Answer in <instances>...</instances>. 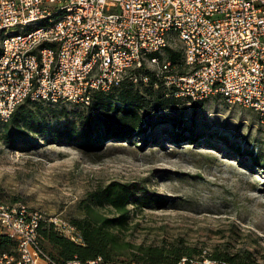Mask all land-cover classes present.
<instances>
[{"label":"rangeland","instance_id":"obj_1","mask_svg":"<svg viewBox=\"0 0 264 264\" xmlns=\"http://www.w3.org/2000/svg\"><path fill=\"white\" fill-rule=\"evenodd\" d=\"M168 48L181 53L177 38ZM167 49L159 62L168 60ZM121 85L79 102L26 100L45 128L37 135L29 131L39 139L34 148L7 146L0 123V207L37 211L73 239L76 229L68 219L80 216L77 205L89 192L112 182L131 183L162 202L129 205L127 241L191 248L197 252L192 260L249 250L254 264H264V169L255 163V156L264 161V125L257 114L220 96L192 104L159 78L135 84L156 112L145 118L144 135L116 140L94 133L95 148L53 141L54 131L68 122L82 128L81 120L111 95L120 106ZM176 134L182 135L178 141Z\"/></svg>","mask_w":264,"mask_h":264},{"label":"built area","instance_id":"obj_2","mask_svg":"<svg viewBox=\"0 0 264 264\" xmlns=\"http://www.w3.org/2000/svg\"><path fill=\"white\" fill-rule=\"evenodd\" d=\"M175 38L187 71L159 62ZM146 63L178 97L220 96L264 125V0H0L2 123L28 99L79 102L126 79L150 83ZM41 221L25 206L0 207V233L18 251L0 264H56L40 248ZM177 264L231 263L184 257Z\"/></svg>","mask_w":264,"mask_h":264},{"label":"trees","instance_id":"obj_3","mask_svg":"<svg viewBox=\"0 0 264 264\" xmlns=\"http://www.w3.org/2000/svg\"><path fill=\"white\" fill-rule=\"evenodd\" d=\"M181 56L180 52L167 49V59L180 72L183 67ZM147 73L153 82L155 76L150 71ZM117 93L120 106H114L112 101L116 99L111 95L107 103L98 104L90 116L81 120L82 128L79 129L76 122H68L54 131L53 141H68L81 147L95 148L97 140L94 133L101 136L106 134L116 140L132 137L136 133L138 136L144 135L145 118L152 119L156 113L150 109L151 100L148 101L140 88L129 79L122 82ZM165 117L167 116H159L161 119ZM39 118L36 112L21 104L9 122H0L4 125L3 140L7 146L13 149L36 147L39 139L31 134L37 135L45 131L40 126L42 121ZM151 125L155 126L154 122ZM180 137L181 134H176L175 141L180 140ZM255 163L259 165L258 168L264 169L261 157L255 156ZM139 192L142 194L138 196ZM153 197L131 183L112 182L100 187L89 192L78 203L80 216L68 219L76 229L78 240L58 231L54 223L42 220L38 229L40 248L56 264H65L72 260L87 263L98 258H101L100 264H177L184 257H193L197 252L191 248L167 249L162 246L136 245L126 240L124 235L130 222L129 205L140 207L162 202L158 197ZM4 254L18 256V251L15 240L1 232L0 256ZM210 257L231 264L255 263L253 253L249 250H238L234 253L217 251Z\"/></svg>","mask_w":264,"mask_h":264},{"label":"water","instance_id":"obj_4","mask_svg":"<svg viewBox=\"0 0 264 264\" xmlns=\"http://www.w3.org/2000/svg\"><path fill=\"white\" fill-rule=\"evenodd\" d=\"M172 94L175 95L176 97H178V96L176 95V90H174ZM180 97H181V98H186V99H188V101H189L190 103H192V104H199V103H202V102L205 101V99H198V100H196V99H194V98H192V97H189V96H180Z\"/></svg>","mask_w":264,"mask_h":264},{"label":"crops","instance_id":"obj_5","mask_svg":"<svg viewBox=\"0 0 264 264\" xmlns=\"http://www.w3.org/2000/svg\"><path fill=\"white\" fill-rule=\"evenodd\" d=\"M40 264H49L46 260H42Z\"/></svg>","mask_w":264,"mask_h":264}]
</instances>
